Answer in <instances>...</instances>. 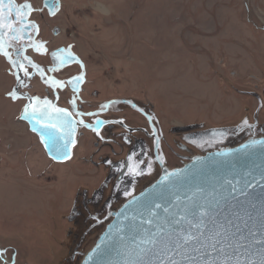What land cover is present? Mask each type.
Instances as JSON below:
<instances>
[{"label": "rangeland", "instance_id": "rangeland-1", "mask_svg": "<svg viewBox=\"0 0 264 264\" xmlns=\"http://www.w3.org/2000/svg\"><path fill=\"white\" fill-rule=\"evenodd\" d=\"M17 1L39 10L53 47L68 45L85 62L92 100H148L167 130L235 123L256 107L237 91L264 86V0H60L53 20L41 14L44 0ZM7 69L0 57V264H67L76 193L101 176L46 156L18 120L22 104L5 96Z\"/></svg>", "mask_w": 264, "mask_h": 264}, {"label": "flooded vegetation", "instance_id": "flooded-vegetation-1", "mask_svg": "<svg viewBox=\"0 0 264 264\" xmlns=\"http://www.w3.org/2000/svg\"><path fill=\"white\" fill-rule=\"evenodd\" d=\"M43 3L41 14L50 20L59 15L61 8L56 15L50 16ZM30 7V20L38 26L35 40L38 48L27 50L24 62L20 59L15 62L11 49L5 50L7 55L0 54L8 66L7 74L14 80L5 96L15 103L20 102L21 112L29 107L32 112L50 109L57 113L55 110L60 109L67 114L77 126L76 144L67 162L77 159L101 176L98 186L76 193L67 220L75 231L74 247L67 249L65 263L78 261L83 248L90 244L89 240L109 221L111 212L129 193H138L151 185L162 169L181 168L193 157L233 147L249 137H264V86L260 92L237 91L253 96L256 107L252 111L244 109L235 123L221 126L196 123L172 130L164 127L155 106L148 100L90 99L85 93L89 84L87 65L68 45L53 47L34 16L39 10L31 3ZM49 35L58 38L61 30L53 26ZM57 51L60 52L53 57ZM69 57L76 61L63 66V62L71 60ZM21 112L18 120L34 136L28 125L20 120ZM210 129H224L226 133L208 136L206 131ZM81 151H84L82 156H78ZM71 229L67 231L68 238L72 237Z\"/></svg>", "mask_w": 264, "mask_h": 264}, {"label": "water", "instance_id": "water-1", "mask_svg": "<svg viewBox=\"0 0 264 264\" xmlns=\"http://www.w3.org/2000/svg\"><path fill=\"white\" fill-rule=\"evenodd\" d=\"M43 5L50 16L61 8L60 0H44ZM0 10V21L7 25L0 26V54L11 49L14 61H23L27 50L38 48V26L30 20V3L18 5L16 0H3ZM60 51L54 52L53 57ZM70 59L62 65L76 61ZM20 120L28 125L50 160H70L77 126L67 114L50 109L32 112L25 107ZM45 124H55L56 128H44ZM223 130L210 129L206 135L225 134ZM49 133L57 138L55 147H50ZM202 211L209 213L204 217L208 228L214 227L212 220L216 227L224 224L230 231H235L233 225L239 226L246 238L242 241L245 248L241 249V259L245 264L249 260L261 264L264 243L258 241H264V137H249L233 147L193 157L181 168L162 169L151 185L129 193L111 212L90 248L80 253L78 264H136L140 260L141 240L155 235L158 240L169 242L185 233H196L193 225L199 223ZM150 258L154 257L144 260Z\"/></svg>", "mask_w": 264, "mask_h": 264}, {"label": "snow or ice", "instance_id": "snow-or-ice-1", "mask_svg": "<svg viewBox=\"0 0 264 264\" xmlns=\"http://www.w3.org/2000/svg\"><path fill=\"white\" fill-rule=\"evenodd\" d=\"M2 3L3 0H0V4ZM0 26L6 27L7 25L0 21ZM55 111L62 110L56 109ZM43 127L55 129L56 125L45 124ZM48 138L50 147H55L57 138L51 133L48 134ZM208 216L207 211H202L199 223L193 225L197 230L196 233H185L176 241L165 242L163 238L158 240L155 235L141 240L140 260L136 264H245L241 259V249L245 248L242 241L246 238L240 227L233 225L235 231H230L224 224H219L216 227V221L212 220L214 227L208 228L204 220V217ZM227 223L232 225L231 220H228ZM258 242L264 243V241ZM189 252L197 255L191 256L188 254ZM144 257L154 258L144 260ZM247 264H253V262L249 260ZM261 264H264V260L261 261Z\"/></svg>", "mask_w": 264, "mask_h": 264}]
</instances>
